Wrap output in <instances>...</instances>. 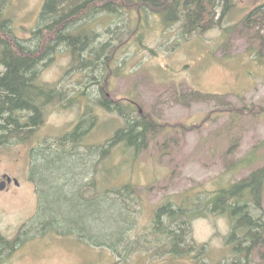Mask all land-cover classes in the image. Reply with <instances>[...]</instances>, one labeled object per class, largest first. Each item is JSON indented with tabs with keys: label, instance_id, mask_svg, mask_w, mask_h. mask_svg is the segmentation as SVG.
Here are the masks:
<instances>
[{
	"label": "rangeland",
	"instance_id": "1",
	"mask_svg": "<svg viewBox=\"0 0 264 264\" xmlns=\"http://www.w3.org/2000/svg\"><path fill=\"white\" fill-rule=\"evenodd\" d=\"M45 2L0 0L7 30L29 48L39 44L32 33ZM232 2L225 15L223 1L211 7L196 28L187 27L182 6L173 22L151 8L93 14L74 28L95 37L101 57L86 63L88 52L81 51L86 65L80 69L70 46L55 45L38 79L65 99L46 105L32 138L0 142V182L4 175L19 182L0 191V264H264V251L249 261L235 252L243 237H231L235 222L228 213L206 210L221 189L264 167V27L246 20L264 0ZM47 35L43 43L53 44L57 34ZM103 95L157 126L139 152L109 145L126 118L100 107ZM61 154L73 166L43 181L44 157ZM124 185L133 191L121 195ZM76 191L109 201L95 227L99 235L114 234L110 241L80 232L91 226L63 194ZM42 194L46 213L71 222L69 228L40 215ZM170 204L194 209L182 215L184 225L159 216ZM249 205L264 223V190L261 206ZM105 220L111 225H100Z\"/></svg>",
	"mask_w": 264,
	"mask_h": 264
},
{
	"label": "trees",
	"instance_id": "2",
	"mask_svg": "<svg viewBox=\"0 0 264 264\" xmlns=\"http://www.w3.org/2000/svg\"><path fill=\"white\" fill-rule=\"evenodd\" d=\"M220 1L224 3L223 14L225 15L228 10L232 9V0H46L40 25L32 33L39 40L36 48H29L17 40L19 38L13 37L11 32L7 30L8 28L5 24L7 20L0 18V32L8 34L6 39L0 37V65L4 69L0 71V142L17 137L22 139L32 138L40 124H42V116L44 115L46 105L56 99H59L60 102L65 99L61 91L56 90L51 85L39 82L38 79L40 73L39 67L53 54L55 45L66 43L70 46L73 49L75 61L77 60V62H74V66L79 65V69L86 65L81 54L83 50L88 52L86 59L88 62L86 63L94 60L99 61L102 47H95V43L92 42L95 40V37L89 35L85 30L74 28L75 24L86 20L93 14L101 12L112 13L116 11L115 9L118 10L124 6L136 8L140 12L151 8L157 11L158 15H161L166 21L173 22L181 18L180 13L182 14L183 11L179 7L182 6L185 9L183 15L186 14L187 27L196 28L198 24L204 22V16L206 13L208 14V10L211 12V7H218ZM246 20L250 24L261 21L264 27V7H259L252 11L246 17ZM47 33L49 35L52 33L57 34L55 40H53V44L48 43L45 45L43 43V38L48 36ZM105 86L102 87L103 91ZM99 105L108 111H114L117 108L126 118V127L118 130L115 136L109 140L110 146L125 144L126 149L134 148L136 152H139L148 135L155 133L157 130V126L151 119H142V117L132 118L131 109L125 108L124 110L121 103L113 104L109 101L108 96L105 97L103 95V99L100 100ZM246 111L247 108L235 110L236 113L242 114ZM259 112V110H255V113L259 114ZM21 113H28L29 117L22 120L20 115L23 114ZM79 129L80 127L73 133V136L78 135ZM103 152L107 155L110 150H104ZM50 157L46 156L43 159L46 161V168H43L44 170L41 172L43 173L41 175L43 181H45L47 176L63 173L66 166H73L70 163L71 161L63 154ZM263 190L264 167L254 171L230 188L221 189L217 197L209 199L206 204V210L211 207L213 212L228 213L233 218L235 223L233 227L234 232L231 237L234 238L238 233H241L243 237L239 240L235 252L245 255L248 261L250 260V256L256 251L259 254H262L264 251V223L252 215L249 205V203L253 202L257 208L261 206ZM125 191H133V186L124 185L120 194L125 195ZM44 194H42L41 199L44 197ZM63 194L66 196L65 200L67 203L68 201L74 202L71 211L82 216L83 220L87 219L86 221L92 228L89 227L90 231L82 229L83 231L80 232L85 235L90 232L89 234L93 238L99 237V243L110 241V238L114 234L108 237L99 235V225L98 228L95 227L96 223H99V209L107 211L109 201L102 197L100 199L99 197L86 199L77 191L73 195H69V197H67V193L63 192ZM41 204L40 215H44L45 220L49 219L48 224H54L57 227L59 224H64L66 228H69L71 222L69 223L67 220L53 215L52 211L47 214L45 211L47 204L43 199ZM171 206L172 204L161 208L159 216L162 213L170 215L172 224L175 221H179L180 224L184 225L186 221L183 220L182 215L187 211L194 210L187 207H180L178 210H175ZM86 221L85 223H87ZM77 225L78 222L73 221L72 226L77 227ZM100 225L109 226L111 224L108 220H105ZM166 230L168 231V227ZM94 232L96 235H93ZM172 243L176 242L172 241ZM244 243H247V246H244ZM114 246L115 244L111 247ZM173 246L177 247L175 244Z\"/></svg>",
	"mask_w": 264,
	"mask_h": 264
},
{
	"label": "flooded vegetation",
	"instance_id": "3",
	"mask_svg": "<svg viewBox=\"0 0 264 264\" xmlns=\"http://www.w3.org/2000/svg\"><path fill=\"white\" fill-rule=\"evenodd\" d=\"M255 9H257V8H255ZM253 11V10H252ZM81 97H83V96H81ZM135 103H132V105H134ZM130 108H132V107H130ZM4 176H8V175H4ZM3 176V177H4ZM8 177H10V176H8ZM11 178V177H10ZM4 179L2 178V181H3ZM12 183H7V185H6V188H5V190H8L10 187H11V185H13V184H15V185H19V184H16L15 183V180L16 179H14V178H12ZM3 243V241L1 240V237H0V258L3 256V254H4V249H3V247H2V244Z\"/></svg>",
	"mask_w": 264,
	"mask_h": 264
},
{
	"label": "water",
	"instance_id": "4",
	"mask_svg": "<svg viewBox=\"0 0 264 264\" xmlns=\"http://www.w3.org/2000/svg\"><path fill=\"white\" fill-rule=\"evenodd\" d=\"M3 179L4 180L2 182H0V191L5 190L7 183H12V181H13L12 178H10L8 176H4ZM15 183L19 184V182L17 180H15Z\"/></svg>",
	"mask_w": 264,
	"mask_h": 264
}]
</instances>
